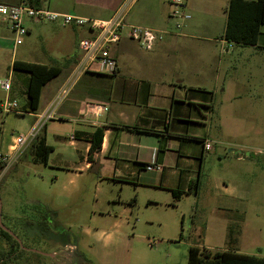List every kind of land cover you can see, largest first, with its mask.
Here are the masks:
<instances>
[{
  "label": "crops",
  "instance_id": "obj_1",
  "mask_svg": "<svg viewBox=\"0 0 264 264\" xmlns=\"http://www.w3.org/2000/svg\"><path fill=\"white\" fill-rule=\"evenodd\" d=\"M21 1L0 0L7 4H19ZM40 1V7L54 12L107 20L127 0ZM132 1L126 15L129 25L140 24L153 30L171 32L150 52L172 49L182 37H196L186 31L189 29L188 22H185L184 32L171 27V0H167L169 7L164 1L157 10H149L146 20L129 17L134 9L130 8ZM224 1L222 8H225L227 16L230 0ZM150 8L151 5H148ZM219 10L217 3H207L201 8L186 0V11L195 18L200 15H213L215 18ZM41 24L51 26L44 32L45 52L51 55L47 63L13 57L12 67L15 61H20L56 67L60 73L42 87L39 106L34 112L29 111L27 96L30 75L19 71L18 81H15L14 69L8 75L12 77L13 84L5 99L9 97L17 102L18 114L23 117L28 115L33 120L31 126L24 129L25 134L52 110L54 101L68 84L82 58L80 42L94 36L87 28L26 21L28 34ZM6 28L10 30L9 23L0 16V50L6 39L3 37ZM225 29L226 25L223 34ZM55 47L64 49L65 59L55 57ZM247 47H251L256 57L253 67L258 74L253 82L240 84L235 79L229 81L228 75H224V82L221 83L222 70L218 67L213 83L209 81L211 73L207 64L187 81L178 73L169 74L159 64L123 62L126 56L134 57L141 51L135 42L123 39L112 48V55L118 62L116 74L88 72L82 75L57 107L54 117L45 122L41 136L53 150L47 161L43 162L44 167L53 172L55 180H68V186L64 183L63 187L68 195L79 189L77 183L81 180L94 179L95 182L107 180L153 184L169 193L171 202H180L192 195L200 202L203 189L212 183L214 193L209 206L205 205L211 211L206 217L203 215L198 219L199 225L207 226L206 230L208 226L244 227L240 228V236L231 240V247L219 243L208 244L206 241L194 246L213 252L231 251L264 258L263 248L255 241L245 239L249 232L246 227L252 226L251 181H239L227 174L212 177L210 167L211 162L213 165L216 163L214 158L222 168L227 161L235 162L245 167L243 173L245 176L249 174L250 179L257 162H247L243 153L248 152L247 156L253 154L255 160L259 155L264 156V26L258 43ZM232 69L237 68L233 66ZM227 72L229 70L225 69L224 73ZM217 95H221L220 100H217ZM217 102L220 106L216 105ZM238 102H249L250 106L246 104L243 107ZM97 129L104 131L101 148L91 155L93 134ZM15 139L8 145L9 154H12L11 146ZM205 143L211 144L210 151H205ZM30 146L34 147V143ZM217 147L225 149L226 153H215ZM148 165H155L156 168L148 171ZM195 181L200 182L199 186L191 188ZM174 190H182L185 194L176 201Z\"/></svg>",
  "mask_w": 264,
  "mask_h": 264
},
{
  "label": "rangeland",
  "instance_id": "obj_2",
  "mask_svg": "<svg viewBox=\"0 0 264 264\" xmlns=\"http://www.w3.org/2000/svg\"><path fill=\"white\" fill-rule=\"evenodd\" d=\"M164 1L169 7L167 0H133L130 8L134 9L129 17L146 20L149 10H157ZM190 1L201 8L207 3H217L220 7L215 18L213 15L191 16L186 31L198 38L182 37L172 49L141 50L134 57L126 56L123 62L159 64L169 74L178 73L187 81L207 64L210 82H215L218 67L222 70L221 83L224 75H228L229 81L235 79L240 84L253 82L258 73L253 67L256 57L251 47L237 46L222 38L223 27L227 24L225 8H222L225 1ZM148 5H151L150 9ZM171 24L172 27L174 20ZM50 28L48 24L38 25L18 47L14 46V33L8 28L4 30L6 39L0 50V80L13 71V57L47 63L51 55L45 52L44 32ZM184 31L182 28L178 32ZM54 49L55 57L65 59L63 48ZM233 66L237 69L233 70ZM225 69L229 70L226 74ZM20 74L15 70V81L19 80ZM6 95L0 88V103ZM217 96L220 100L221 95ZM238 104L250 106L249 102ZM216 105L220 106V103ZM32 121L28 115L23 117L0 110V156L9 155L8 145L13 138L25 135L24 129L30 127ZM34 148L25 149L8 166L2 164L5 166L2 168L0 164L1 221L20 239L26 250L17 252L13 264H187L190 247L204 241L231 247V240L239 237L240 228L244 227L208 226L206 230L207 226L199 225L198 219L211 211L205 205L209 206L214 193L212 183L203 189L200 202L193 195L180 202H171L169 193L153 184L95 182L94 179L81 180L77 183L79 189L68 195L63 189L65 184L68 186V180H55L53 172L37 159ZM215 153L225 154L226 150L217 147ZM247 154L243 153L247 162H257L250 179L249 174L245 176L243 173L245 167L227 161L222 168L215 158L216 163L211 162V173L212 177L227 174L239 181H251L252 226L246 227L249 232L245 239L258 243L264 254V156L259 155L255 160L253 154ZM7 248L0 234V250Z\"/></svg>",
  "mask_w": 264,
  "mask_h": 264
},
{
  "label": "built area",
  "instance_id": "obj_3",
  "mask_svg": "<svg viewBox=\"0 0 264 264\" xmlns=\"http://www.w3.org/2000/svg\"><path fill=\"white\" fill-rule=\"evenodd\" d=\"M131 0H127L107 20L87 18L72 14H63L51 11L42 7L31 6L28 0H22L19 4H7L0 2V16L5 18L14 33V46L23 44V38L28 34L26 21L36 23H53L65 27L87 28L94 33L91 38L83 39L79 48L82 58L77 64L68 84L61 90L52 105V110L43 115L36 126L27 134L17 136L11 146L12 154L0 156V163L8 166L19 154L29 145L35 143L41 135L42 128L47 120L54 117L57 107L65 99L75 82L85 73L98 72L101 74L115 75L118 62L112 55L113 46L119 44L123 39L135 42L141 50L153 51L161 44L170 31L153 30L150 28L129 25L126 22L127 8ZM171 13L169 18L174 20L173 29L181 30L185 22L191 20V14L186 11V0H171ZM232 47V45H230ZM12 77L8 76L0 80V88L7 94L12 90ZM18 104L7 97L1 104L0 110L3 113H19ZM205 151H210V143L204 144ZM155 165L146 166V170L152 171Z\"/></svg>",
  "mask_w": 264,
  "mask_h": 264
},
{
  "label": "trees",
  "instance_id": "obj_4",
  "mask_svg": "<svg viewBox=\"0 0 264 264\" xmlns=\"http://www.w3.org/2000/svg\"><path fill=\"white\" fill-rule=\"evenodd\" d=\"M34 7H40V0H28ZM264 26V0H230L227 8V24L223 39L237 46H255ZM14 70L26 72L30 75L27 90L29 111L38 109L42 87L53 78L57 77L60 70L56 67H47L41 64L15 61ZM104 131L97 129L93 134V143L90 150L92 155L100 150ZM199 140L200 139H195ZM37 159L46 162L49 153L53 150L47 146L44 138L40 135L34 143ZM1 163L2 168L5 167ZM199 181L193 182L191 188L198 187ZM185 194L182 190H174L173 196L176 201ZM0 234L6 241L7 250H0V264H13L12 259L17 252H26L24 248L9 233L0 227ZM187 264H264L263 257L239 254L231 251L213 252L206 248L192 246L189 249Z\"/></svg>",
  "mask_w": 264,
  "mask_h": 264
},
{
  "label": "water",
  "instance_id": "obj_5",
  "mask_svg": "<svg viewBox=\"0 0 264 264\" xmlns=\"http://www.w3.org/2000/svg\"><path fill=\"white\" fill-rule=\"evenodd\" d=\"M0 227L5 231V232H7V233H9L13 238H15L18 242H19V244L22 246V243H21V241H20V239L9 229V228H7L6 226H4L3 224H2V221H1V210H0Z\"/></svg>",
  "mask_w": 264,
  "mask_h": 264
},
{
  "label": "flooded vegetation",
  "instance_id": "obj_6",
  "mask_svg": "<svg viewBox=\"0 0 264 264\" xmlns=\"http://www.w3.org/2000/svg\"><path fill=\"white\" fill-rule=\"evenodd\" d=\"M1 164V163H0ZM15 239V238H14ZM16 240V239H15Z\"/></svg>",
  "mask_w": 264,
  "mask_h": 264
}]
</instances>
